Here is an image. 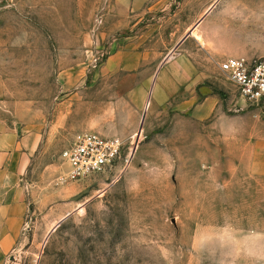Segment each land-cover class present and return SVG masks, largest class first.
<instances>
[{
	"label": "rangeland",
	"instance_id": "1",
	"mask_svg": "<svg viewBox=\"0 0 264 264\" xmlns=\"http://www.w3.org/2000/svg\"><path fill=\"white\" fill-rule=\"evenodd\" d=\"M112 2L0 0V100L43 123L27 215L2 264H264V179L237 171L232 143L219 158L212 134L144 133L127 98L142 78L107 65L119 40H139L152 61L194 66L195 91L171 104L200 101L201 88L223 114L264 127V104L244 103L218 68L264 58V0H151L119 32ZM86 132L120 138L127 168L65 181L60 155Z\"/></svg>",
	"mask_w": 264,
	"mask_h": 264
},
{
	"label": "crops",
	"instance_id": "2",
	"mask_svg": "<svg viewBox=\"0 0 264 264\" xmlns=\"http://www.w3.org/2000/svg\"><path fill=\"white\" fill-rule=\"evenodd\" d=\"M149 2L151 0H113L108 14V20L113 23L110 32L128 29L139 22ZM118 42L121 48L107 60V65L118 72H134L133 76L142 78L139 86L127 96L137 109L143 110L140 130L153 133L165 127L172 134H186L192 128L198 135L212 134L219 158L223 142L232 143L237 146V171L264 179L263 126L252 124L249 116L223 114L220 100L201 88L200 101L185 98L171 104L181 93L195 91L194 66L183 61L170 60L164 64L152 61L139 40ZM151 70L150 78L144 79ZM42 130L43 123L31 124L28 117L17 116L8 101L0 100V264L20 239L28 210L29 189L25 178L38 153ZM225 138L229 141H223ZM202 140L201 146L206 149L210 143L205 138Z\"/></svg>",
	"mask_w": 264,
	"mask_h": 264
},
{
	"label": "built area",
	"instance_id": "3",
	"mask_svg": "<svg viewBox=\"0 0 264 264\" xmlns=\"http://www.w3.org/2000/svg\"><path fill=\"white\" fill-rule=\"evenodd\" d=\"M218 68L244 103L251 107L264 104V58L249 61L231 57L219 63ZM124 147L118 137L93 132L75 136L60 155L67 168L65 181L80 183L95 175L113 172L123 163L126 169L130 159L123 156Z\"/></svg>",
	"mask_w": 264,
	"mask_h": 264
},
{
	"label": "bare ground",
	"instance_id": "4",
	"mask_svg": "<svg viewBox=\"0 0 264 264\" xmlns=\"http://www.w3.org/2000/svg\"><path fill=\"white\" fill-rule=\"evenodd\" d=\"M263 10H264V9L262 8L260 11H261V12H264ZM229 21H231V23H232V22H233V19L230 18Z\"/></svg>",
	"mask_w": 264,
	"mask_h": 264
},
{
	"label": "water",
	"instance_id": "5",
	"mask_svg": "<svg viewBox=\"0 0 264 264\" xmlns=\"http://www.w3.org/2000/svg\"><path fill=\"white\" fill-rule=\"evenodd\" d=\"M80 196H82V195H80ZM79 198V197H78ZM78 198H76V199H78Z\"/></svg>",
	"mask_w": 264,
	"mask_h": 264
}]
</instances>
